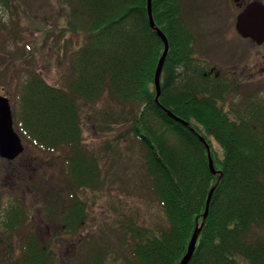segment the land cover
<instances>
[{"label":"trees","instance_id":"16d2710c","mask_svg":"<svg viewBox=\"0 0 264 264\" xmlns=\"http://www.w3.org/2000/svg\"><path fill=\"white\" fill-rule=\"evenodd\" d=\"M70 5L78 24L69 30L83 40L71 57L69 77L57 87L38 71L24 70L13 115L19 135L63 159L69 203L58 215L60 235L80 232L88 211L79 192L100 185L101 164L83 139L81 106L108 96L130 112L131 132L145 153L148 190L169 223L158 236L138 232L129 251L133 264H180L202 222L189 264H239L238 257L264 264V97L235 102V80L196 56L197 34L183 0H152L154 20L169 43L158 101L154 79L164 44L150 26L147 0H70ZM166 109L206 139L216 174L198 135ZM27 216L21 203L6 208L5 232L20 231ZM20 237L12 264H50L51 242L34 230Z\"/></svg>","mask_w":264,"mask_h":264},{"label":"rangeland","instance_id":"374dc122","mask_svg":"<svg viewBox=\"0 0 264 264\" xmlns=\"http://www.w3.org/2000/svg\"><path fill=\"white\" fill-rule=\"evenodd\" d=\"M251 1L183 0L197 34L196 56L235 80L237 103L244 96L264 97V43L242 37L236 28L239 13ZM72 23L78 24L71 16L70 0H8V5L0 1V95L9 98L13 115L24 70L38 71L50 85L65 84L71 57L83 40L80 32L69 30ZM80 111L83 139L101 164L100 185L79 192L88 211L83 228L73 236L60 235L58 215L69 203L61 181L63 159L38 151L20 135L24 152L13 161L0 157V264H12L20 253V236L28 230L51 242L55 256L50 264H133L129 251L138 232L158 236L169 226L148 190L145 153L131 132L130 112L108 96L82 104ZM215 148L220 153L217 144ZM16 203L24 206L28 219L20 231L8 234L5 211Z\"/></svg>","mask_w":264,"mask_h":264},{"label":"water","instance_id":"95a60500","mask_svg":"<svg viewBox=\"0 0 264 264\" xmlns=\"http://www.w3.org/2000/svg\"><path fill=\"white\" fill-rule=\"evenodd\" d=\"M147 4H148V16H149L150 26L152 30H154L157 33V35L161 38L164 44V51L157 65L155 72V79H154L155 87L157 91L156 100L158 101L162 90L161 75L163 72L165 59L168 54L169 43L166 35L156 25V22L154 20L153 10H152V0H147ZM236 28L242 37L251 39L254 43L258 45H262L264 43V3L258 0H254L248 3L237 17ZM166 112L169 114L170 117L179 120L189 126L188 122L177 117L171 111L166 109ZM189 127L194 133L198 135L200 140L205 145L206 150L208 152L210 169L214 174H216L217 171L215 169L214 160L211 155L210 145L208 144L206 139L202 135H200L193 127L191 126ZM23 152H24V144L22 142V138L14 128L13 110L10 100L7 96L0 95V157L7 159L9 161H13L17 157H19ZM214 189L215 188H213L210 192L208 198V205L206 212L204 214V218L208 216L209 203L211 201V197L214 192ZM203 226H204V222H202L200 225L196 227L192 235V238L190 240L188 250L185 256L183 257V259L181 260L180 264H189L196 250L198 237L202 231Z\"/></svg>","mask_w":264,"mask_h":264}]
</instances>
